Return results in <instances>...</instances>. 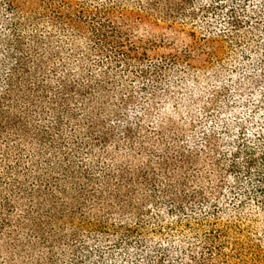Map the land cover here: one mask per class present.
<instances>
[{
	"label": "trees",
	"instance_id": "obj_1",
	"mask_svg": "<svg viewBox=\"0 0 264 264\" xmlns=\"http://www.w3.org/2000/svg\"><path fill=\"white\" fill-rule=\"evenodd\" d=\"M251 1L106 0L90 8L0 0V255L7 264H60L51 245L48 259L30 262L37 244L20 229L29 224L38 242L51 244L45 227L90 212L97 223L90 238L98 241L76 247L71 264H264V0L261 12ZM199 10L224 17L246 60L205 106L202 137L141 139L127 110L135 96L119 92L118 76L125 69L146 89L168 72L140 64L148 49L132 36L130 19L175 24Z\"/></svg>",
	"mask_w": 264,
	"mask_h": 264
},
{
	"label": "rangeland",
	"instance_id": "obj_2",
	"mask_svg": "<svg viewBox=\"0 0 264 264\" xmlns=\"http://www.w3.org/2000/svg\"><path fill=\"white\" fill-rule=\"evenodd\" d=\"M47 1L61 4L64 0ZM65 1L73 2L75 6L86 3L93 8L94 5L106 0ZM128 4L129 8L136 9V6ZM250 4L256 12H261L259 0H252ZM37 6H41V0ZM67 7L69 9V6ZM209 12L203 13L199 10L196 19L175 24L155 17L139 18L138 15L130 19L132 36L141 39L142 50L148 49V55L140 64L152 70L162 65L165 73L168 72L159 84L151 81L146 89L143 87V79L125 73V69L118 76L119 92L126 91L135 96L129 103L131 108L127 107V110L133 120L131 123H137L139 126L137 137L142 136L144 138L141 139L144 140L148 138L164 140L174 137L181 131L195 132L199 138L203 136L200 118L205 106H211L213 94L219 97L223 94L232 70L246 60L245 49L242 47L244 42L239 43L235 34L227 31L228 28L225 26L227 23L223 16ZM121 82H125L123 86ZM132 112L138 116L134 117ZM111 118L118 122L116 117ZM138 140L136 138V141ZM122 144L127 145L125 142ZM126 152L127 147L124 150V153ZM15 208L14 213L19 218L23 214L24 206L17 203ZM88 214L86 219L78 215L63 220V223L55 220L51 226L45 227V236L50 238L51 244L38 242L35 231L33 233V230L29 231V224H26L20 229L21 236L27 237L29 233V237L35 239L37 244L32 248V252L27 253L26 258L30 262H35L39 256L48 259L47 245H51L54 257L60 264H71L72 258L78 255L76 247H79L78 250L80 248L84 250L91 248L98 241L97 237L90 238L91 231L95 229L97 223L93 212ZM110 222L113 224L115 221L112 219ZM0 264H7L4 254L0 255Z\"/></svg>",
	"mask_w": 264,
	"mask_h": 264
}]
</instances>
